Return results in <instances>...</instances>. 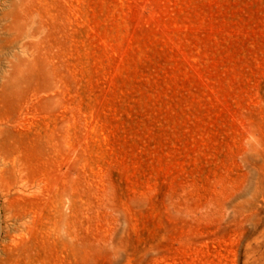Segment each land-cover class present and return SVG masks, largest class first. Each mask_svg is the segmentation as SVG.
Here are the masks:
<instances>
[{
    "label": "rangeland",
    "instance_id": "1",
    "mask_svg": "<svg viewBox=\"0 0 264 264\" xmlns=\"http://www.w3.org/2000/svg\"><path fill=\"white\" fill-rule=\"evenodd\" d=\"M2 1L0 264H264V0Z\"/></svg>",
    "mask_w": 264,
    "mask_h": 264
},
{
    "label": "bare ground",
    "instance_id": "2",
    "mask_svg": "<svg viewBox=\"0 0 264 264\" xmlns=\"http://www.w3.org/2000/svg\"><path fill=\"white\" fill-rule=\"evenodd\" d=\"M17 4H18L17 8L15 9V12L11 16L12 17L11 20L9 19L10 20L9 24L6 25L7 30L11 31V34L13 36V41L21 40L23 47L28 50L30 49L32 50V48H34V50L31 51V53L29 54L28 59H30L29 61L36 60L37 64H40L41 66L44 60V53H43V46H42L43 35H44L42 33V30H43L42 19L39 18V20H34L33 18H31V13H29L30 11L28 10L29 2L27 0L26 1L20 0L19 3ZM10 6L12 5L10 4ZM0 10L2 9L0 8ZM36 36L38 37V40L37 42H34L33 38Z\"/></svg>",
    "mask_w": 264,
    "mask_h": 264
}]
</instances>
